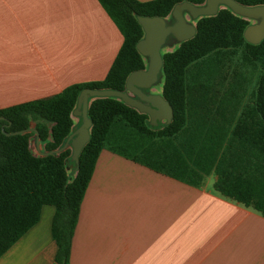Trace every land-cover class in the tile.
Here are the masks:
<instances>
[{
  "label": "trees",
  "instance_id": "1",
  "mask_svg": "<svg viewBox=\"0 0 264 264\" xmlns=\"http://www.w3.org/2000/svg\"><path fill=\"white\" fill-rule=\"evenodd\" d=\"M98 1L123 36L104 78L0 108V256L50 204L52 264H69L79 207L102 148L192 185L213 170L217 192L264 216V38L247 42L243 31L250 20L228 8L198 18L193 37L162 51L161 94L173 109L168 124L150 126L147 114L120 99L95 97L78 164L70 148L54 152L79 123L71 112L82 88L121 91L130 72L145 68L135 46L143 35L136 15L165 17L177 2L205 0ZM36 134L43 147L38 153L30 147Z\"/></svg>",
  "mask_w": 264,
  "mask_h": 264
},
{
  "label": "crops",
  "instance_id": "2",
  "mask_svg": "<svg viewBox=\"0 0 264 264\" xmlns=\"http://www.w3.org/2000/svg\"><path fill=\"white\" fill-rule=\"evenodd\" d=\"M122 40L98 0H0V108L104 78ZM215 178L211 170L192 185L102 148L69 264H83L81 255L91 252L136 251L150 253L152 264H264V216L217 192ZM53 213L42 205L0 264H52Z\"/></svg>",
  "mask_w": 264,
  "mask_h": 264
},
{
  "label": "water",
  "instance_id": "3",
  "mask_svg": "<svg viewBox=\"0 0 264 264\" xmlns=\"http://www.w3.org/2000/svg\"><path fill=\"white\" fill-rule=\"evenodd\" d=\"M221 8H228L234 14L250 20L243 31V37L247 42L257 44L264 38V4L247 6L236 0H205L201 4L181 1L174 4L169 15L165 17L136 15L143 35L135 46L145 59V68L130 72L121 91L82 88L71 112L72 116L79 119V123L73 127L62 146L54 152L70 147V160L75 165L78 164L80 150L89 139L91 120L87 115V107L90 100L95 97L111 96L120 99L128 106L147 114L150 126L168 124L173 117L172 106L161 93L155 91V85L163 80L162 48L193 37L196 32V20L202 16L215 15ZM35 141L39 142L37 134Z\"/></svg>",
  "mask_w": 264,
  "mask_h": 264
},
{
  "label": "rangeland",
  "instance_id": "4",
  "mask_svg": "<svg viewBox=\"0 0 264 264\" xmlns=\"http://www.w3.org/2000/svg\"><path fill=\"white\" fill-rule=\"evenodd\" d=\"M178 44H173L171 46H166L162 48V51L171 50L175 48ZM250 74H256L254 70L250 71ZM161 83H157L155 85V91L160 90ZM252 89V83L249 84L247 94H250ZM246 94V96H247ZM79 122V119H78ZM34 138H31L30 147L35 153L37 152V145L33 141ZM43 148V147H42ZM42 150V149H41ZM148 241V238H147ZM133 247V246H132ZM131 247V248H132ZM140 249L139 246H137ZM145 248L144 246L141 247ZM137 249V250H138ZM79 256V254H78ZM80 260L83 264H152L150 260V253L143 252V251H136V252H126V253H97L91 252L84 255H81ZM160 264V263H159ZM175 264H182L180 260L175 261Z\"/></svg>",
  "mask_w": 264,
  "mask_h": 264
}]
</instances>
